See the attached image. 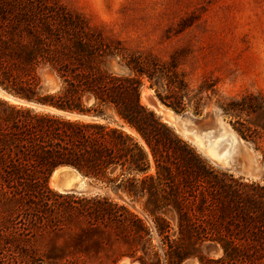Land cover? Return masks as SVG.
Instances as JSON below:
<instances>
[{
  "label": "trees",
  "instance_id": "trees-1",
  "mask_svg": "<svg viewBox=\"0 0 264 264\" xmlns=\"http://www.w3.org/2000/svg\"><path fill=\"white\" fill-rule=\"evenodd\" d=\"M178 56L173 51L161 61L128 52L58 0H0V87L106 119H69L0 98V264H84L100 237L115 240L124 248L118 255L139 264L189 257L200 264H264V185L215 168L140 101L142 78L177 112L191 106L199 113L217 95L208 78L191 87ZM112 59L126 71L114 70ZM45 69L57 84L50 91ZM215 101L242 139H264V124L247 118L263 107L255 95ZM60 165L138 201L146 220L105 194L53 191L48 176ZM75 226L74 236L46 243L33 236ZM204 243L218 245L221 255L202 254Z\"/></svg>",
  "mask_w": 264,
  "mask_h": 264
},
{
  "label": "rangeland",
  "instance_id": "rangeland-1",
  "mask_svg": "<svg viewBox=\"0 0 264 264\" xmlns=\"http://www.w3.org/2000/svg\"><path fill=\"white\" fill-rule=\"evenodd\" d=\"M58 3L83 15L90 31H99L108 40L119 41L128 52L151 55L163 61L173 51H178L177 68L184 72L191 87H196L204 78L211 79L217 95L211 97L199 113L191 106L178 113H185L192 119L186 123L193 130L204 134L218 132L211 138V141L215 139L214 143L227 133L232 134L233 139H224L216 147L217 155H225L209 156L217 162L202 155L196 145L197 149L194 148L215 168L240 176L244 181H258L264 185V139H242L230 125L233 118L222 114L215 101L252 93L263 107L247 118L252 126L264 124V0H58ZM109 65L118 72L126 71L116 59L110 60ZM42 78L46 90L57 85L50 71L42 73ZM143 90L156 98L146 78H142L140 88V101L146 105L141 98ZM219 126L225 134L223 130L219 132ZM132 133L137 138V134ZM203 141L206 143L207 139ZM47 181L53 191L59 192L50 184V175ZM91 183L94 189L81 194H105L125 203L146 220L138 201L101 183L92 180ZM78 229L75 226L43 230L33 236H37L40 243H46L48 238L55 236H74ZM98 240L102 241L96 246L91 242L90 258L84 264H120L124 258L135 260L127 255L119 256L124 248L115 240L101 237ZM150 243L159 248V238L153 231ZM200 250L213 258L222 253L214 243H204ZM185 262L200 264L197 257L185 258L180 264Z\"/></svg>",
  "mask_w": 264,
  "mask_h": 264
},
{
  "label": "water",
  "instance_id": "water-1",
  "mask_svg": "<svg viewBox=\"0 0 264 264\" xmlns=\"http://www.w3.org/2000/svg\"><path fill=\"white\" fill-rule=\"evenodd\" d=\"M47 72V70H43L42 73ZM1 88V87H0ZM2 93L0 94V98L16 105H24L27 107H30L34 110L46 112V113H52L61 117L69 118V119H75V120H82V121H106L102 116L99 114L93 113V112H80L76 110H69V109H62L58 108L49 104H44L40 102H36L33 100H28L25 98H22L18 95H15L11 92H8L4 89H2ZM147 102L152 107V110L156 112L159 117L166 122L168 125H170L176 133H178L181 136V129L180 125L181 122L184 119H189L192 121L190 117H188L185 113H178L175 110H173L171 107L163 104L160 102L157 98L147 96ZM163 106V107H162ZM164 108L168 109L170 113H166ZM121 127L126 130L127 132L131 133L137 132L130 127L129 125L122 123ZM137 138L140 140L139 135L137 134ZM188 142L189 140L186 139ZM195 147V146H194ZM199 151V150H198ZM202 155H204L201 151H199ZM205 156V155H204ZM207 157V156H205ZM208 158V157H207ZM210 159V158H208ZM211 160V159H210ZM220 164V163H219ZM56 169H70L77 174L80 175L81 179L83 180V186L82 187H72L67 189H62L61 193H86L89 191H92L94 189V185L91 183V178L83 174L81 171H79L77 168L70 166V165H60L53 169V171L50 174V182L52 184L56 185L57 181V175L55 174ZM120 264H139L136 260H130L128 258H124L121 260ZM184 264H191L190 262H185Z\"/></svg>",
  "mask_w": 264,
  "mask_h": 264
},
{
  "label": "bare ground",
  "instance_id": "bare-ground-1",
  "mask_svg": "<svg viewBox=\"0 0 264 264\" xmlns=\"http://www.w3.org/2000/svg\"><path fill=\"white\" fill-rule=\"evenodd\" d=\"M2 93V90L0 88V94ZM148 91L143 90L141 92V98L142 100L146 103L147 106H149L150 108H152L148 102H147V96H148ZM163 107V106H162ZM166 113H170V111L166 108H164ZM191 121L189 119H184L181 122L180 125V129H181V136L186 137L185 139H188L189 142L193 145V146H197L199 151H201L205 156H207L208 158H210L211 160L217 162L216 160L212 159L209 156H216L217 158L223 156L224 153H222L221 155H217L215 152L216 147L218 146V144L224 140V139H233L232 134L227 133L226 136L221 137L220 140L216 139V143H214V140L211 141V138L216 136L217 133H213V131H210L208 133H202V131H198V130H193L192 127H188L186 121ZM219 132L223 130L222 126H219ZM223 133L225 134V131L223 130ZM204 139H207V142L204 143ZM225 155V154H224ZM55 174L57 175V181H56V185L52 184L50 182V184L52 185L53 188H55L57 191H61L62 189H67V188H72V187H82L83 186V180L81 179L80 175L77 174L76 172L70 170V169H56L55 170Z\"/></svg>",
  "mask_w": 264,
  "mask_h": 264
}]
</instances>
